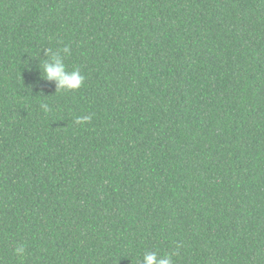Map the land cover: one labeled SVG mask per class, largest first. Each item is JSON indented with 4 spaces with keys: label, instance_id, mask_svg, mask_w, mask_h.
Returning a JSON list of instances; mask_svg holds the SVG:
<instances>
[{
    "label": "trees",
    "instance_id": "obj_1",
    "mask_svg": "<svg viewBox=\"0 0 264 264\" xmlns=\"http://www.w3.org/2000/svg\"><path fill=\"white\" fill-rule=\"evenodd\" d=\"M147 250L264 264V0H0V264Z\"/></svg>",
    "mask_w": 264,
    "mask_h": 264
},
{
    "label": "clouds",
    "instance_id": "obj_2",
    "mask_svg": "<svg viewBox=\"0 0 264 264\" xmlns=\"http://www.w3.org/2000/svg\"><path fill=\"white\" fill-rule=\"evenodd\" d=\"M43 59V67L39 66L43 80L53 82L56 85V91L63 89L66 91L78 90L85 81V76L81 74L79 67H73L69 70L65 64L67 56L71 55L70 46H65L62 50L53 51L46 49ZM44 111H48L47 104H41ZM90 117H82L81 120H89ZM26 252L25 245L19 244L14 248V253L23 258ZM175 253H166L161 255L154 250H147L143 253L140 264H175L173 256Z\"/></svg>",
    "mask_w": 264,
    "mask_h": 264
}]
</instances>
